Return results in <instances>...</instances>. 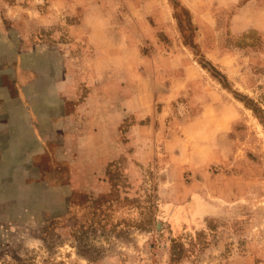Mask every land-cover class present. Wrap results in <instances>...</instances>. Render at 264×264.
I'll use <instances>...</instances> for the list:
<instances>
[{
  "label": "rangeland",
  "instance_id": "obj_1",
  "mask_svg": "<svg viewBox=\"0 0 264 264\" xmlns=\"http://www.w3.org/2000/svg\"><path fill=\"white\" fill-rule=\"evenodd\" d=\"M197 1L209 8L198 19ZM231 1L108 0L119 9L109 21L125 40L124 71L140 59V78L121 83L124 153L96 195L21 187L24 161L0 158V264H264V0ZM94 2L0 0V100L15 91L21 51L36 55L24 66L39 57L46 71L74 50L82 62L94 57L68 31ZM159 49L185 55L217 94L183 89ZM35 74L24 70V86ZM39 163L50 182L68 176L67 160Z\"/></svg>",
  "mask_w": 264,
  "mask_h": 264
},
{
  "label": "crops",
  "instance_id": "obj_2",
  "mask_svg": "<svg viewBox=\"0 0 264 264\" xmlns=\"http://www.w3.org/2000/svg\"><path fill=\"white\" fill-rule=\"evenodd\" d=\"M99 2L78 9L79 21L68 28L74 46L83 42L88 48H94L95 54L90 60L82 62L85 57L77 55L74 50V54L69 52L66 62L59 57L53 58L54 70L46 71L44 66L41 68L38 65L39 57L36 67L24 66L25 62L29 64L30 60L31 63L35 60L33 50L19 53L15 91L6 89L4 98L0 100V146H5L6 149H3L11 150L14 155L0 158L24 161L17 174L21 187L49 186L69 193L85 191L96 195L109 187L106 181L108 165L124 153L119 129L125 118L126 92L121 83L126 77L133 80L140 78L139 70H135L134 66L140 59L133 57L132 72L124 71L126 62L130 63L125 59V40L122 32L115 34L112 27L110 30L109 21V16H117L119 9L109 5L108 0ZM250 3L243 4L240 10L249 7ZM191 9L192 15L198 19L209 8L202 7L197 1ZM63 14L68 16L71 13ZM134 51L132 55L136 56ZM159 51L156 57L168 62L171 56H162ZM173 56L170 61L172 70L179 68L183 89H187L189 83H196L194 95H202L206 101H209V96L217 94L209 90L205 85L207 82H202V71L192 65L185 55ZM43 62L46 63L47 59L43 58ZM24 70L36 71L35 77L31 76L33 80L26 86ZM109 77L116 82L114 88L105 86ZM70 83L76 87L68 86ZM85 83L88 86L85 89L77 86ZM135 89L133 85V95L139 93ZM41 159H50L53 163L67 160L68 176L63 181L50 182L44 176L45 170L39 163ZM9 184L7 177L5 187Z\"/></svg>",
  "mask_w": 264,
  "mask_h": 264
}]
</instances>
